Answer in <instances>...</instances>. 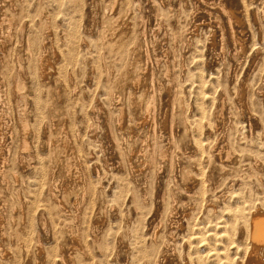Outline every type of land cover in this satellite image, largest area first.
<instances>
[{"label":"rangeland","instance_id":"obj_1","mask_svg":"<svg viewBox=\"0 0 264 264\" xmlns=\"http://www.w3.org/2000/svg\"><path fill=\"white\" fill-rule=\"evenodd\" d=\"M81 1L83 4L78 0H0V21L5 19L3 27H0V47L5 44L4 51L0 48V71L8 81L11 73L17 69V61L25 64L23 66L28 75V114L31 123L29 139L34 156V161L27 158L31 185L21 184L24 174L20 170L19 182L12 181L14 196L17 197L12 202H16L18 207L14 229L23 217L22 202H37L38 206L44 205L50 219L51 233L45 238V247L56 252L64 247L66 257L72 254L74 258L81 257L89 264L93 263V254L94 264H113L115 261L114 264H126V253L118 250L120 238L127 236V230L136 222L139 211L142 210L144 220L151 223L156 221L157 212L162 209L160 202H174L178 183L185 176L183 171L189 169L196 172V167L191 162L197 157L195 141L209 139L221 142L233 127V136L249 140L264 138V106L259 96L264 83V77L260 73L264 67V51L258 55L253 50L257 32L253 24V12L257 9L258 14L261 13L264 0H255L254 4L245 5L236 0H118V10H125L120 15L117 11V17L111 10L115 0ZM26 2L31 5L27 6ZM220 2H226L242 21L231 24L225 13L218 8ZM252 5H255L254 11ZM112 17L119 19V23H114ZM10 20L13 21L12 29L9 27ZM23 26L25 38L21 40L19 34ZM69 26H77L81 32H86L88 35H84H87L88 41L82 45L83 51L76 56L74 68L72 65L61 69L65 63V55L72 50L69 46L71 32L67 31L70 30ZM48 27L53 30V37L46 34ZM231 27L245 34L242 35L245 53H239L240 50L233 47ZM119 37L128 40L127 49H121V45L115 43ZM45 39L48 41L49 74L44 81H40L39 74L35 73L40 70L38 65L43 53L41 46ZM54 50L58 51V56L54 55ZM96 73L103 75L101 89L96 83ZM138 74L145 75L146 87L138 90L139 92L134 89ZM38 82H41L40 85ZM244 84H247L248 91H243ZM240 92H245L249 100L248 108L253 116L248 109L238 107L235 102V97ZM151 103L154 106L153 114L146 120L147 108ZM120 110L124 111V117H121ZM165 119L167 127L163 126ZM14 121L15 148L19 152L20 132L16 119ZM90 125L98 130L94 141L91 139ZM181 139L187 142V150L184 151L187 157L173 161L162 160L159 149H170V153L176 156L178 147L182 145L179 142ZM129 164L137 168L138 172L134 176L127 172ZM41 165L49 171L45 175V181L50 183L54 177L58 179L61 185L58 195L64 201L67 213H62L50 200L46 191L50 184L43 187L42 180L39 179L41 174L37 172ZM161 165L165 168L162 169ZM67 166L87 173V182L93 190L90 189L85 201V180L70 181L65 170ZM51 169L56 171L54 176L50 173ZM230 175L235 173L231 172ZM118 182L124 184L122 198L119 197L122 191H118ZM128 183H131L130 187H127ZM5 189L6 187L4 191ZM127 195L131 200L126 198ZM125 200H128L127 206L123 208L122 202ZM133 202L137 210L130 208ZM78 203L83 207L84 214L88 213V218L82 217L80 223L82 245L86 247L88 255L74 244L70 234V230L78 223L74 218ZM123 209L124 212L126 210L125 216H129L126 218L128 225L122 222V215L118 214L123 213ZM27 212L28 205L24 207V213ZM93 212L94 217L99 221L103 220L101 232L106 233L101 235L106 237L110 233L109 235L113 234L110 236L111 240L115 239L108 245L112 248H107L106 251H97L99 247L89 234L88 227ZM1 235L2 233L0 239ZM9 241L8 239L3 243L1 240V245L7 249L13 248L15 244ZM36 241L35 238L31 246L25 250L20 249L24 254L22 264H38ZM48 252L47 250L46 254ZM1 253L2 251L0 261ZM98 254L103 255L102 258ZM115 255L116 260L113 258ZM77 257L75 259L81 260ZM77 262L79 261L75 264Z\"/></svg>","mask_w":264,"mask_h":264},{"label":"bare ground","instance_id":"obj_2","mask_svg":"<svg viewBox=\"0 0 264 264\" xmlns=\"http://www.w3.org/2000/svg\"><path fill=\"white\" fill-rule=\"evenodd\" d=\"M79 1L82 2L83 4V1L78 0V2ZM236 1H238L239 3L241 2V4L243 5L248 4V3L249 4L255 3V0H236ZM26 3H27V6L30 4L28 2ZM258 3H260V1ZM253 6L255 5H252V10H253ZM118 8H119V1L115 0L111 10H112V13L116 15V17H117V14H116L117 11H118V15H120L125 10L124 8H121L120 10H118ZM218 8L221 9V11L225 13V15L229 18V21L231 24H235L234 22L237 23V22L242 21V20L241 21L239 20L235 11H233V9L229 7L226 2H220L218 5ZM261 10L262 11L260 14H258L257 9H255V12H253V14L255 13L253 24L257 28V30L255 29L257 31L255 33L256 43L254 45L255 49L253 50L258 52L259 53L258 55H260L262 50L264 51V8ZM116 17L114 18L112 17L113 19L112 18L111 19L112 21H114V23H119L118 22L119 19L117 20ZM9 22H10L9 27L10 29H12L13 21L10 20ZM4 23H5V19L3 18L0 21V27H3ZM73 24L77 25L76 23H73ZM93 25H94V20H92V26ZM130 26H133V25L130 24ZM231 28H232L231 29L232 30L231 42H232L233 47L237 50H240L239 53L241 51L244 52L246 46H245V41L243 39V36L245 34L243 35L242 34L243 32L239 33L238 30L235 29L234 27H231ZM68 29L70 30H67V31L69 33L71 32V39L69 40V46L72 47V50L70 51V53L65 55V63L61 66V69H67L68 66L73 65V62L76 60V56L83 51V49L81 51V48H84L82 47V45H84V43H87L88 41L86 37L88 34L86 32L85 33L81 32V30H79L77 26H71V27L69 26ZM123 29L121 31H123ZM133 31H131V34H133ZM46 34H48V36L53 37L54 34H53V30L51 29V27H48ZM84 34H87V35L85 36ZM19 35L21 37V40L25 38L24 37L25 26L21 28ZM124 38L119 37L115 41V43H118L121 45V49H127L129 46L128 40H124ZM133 40L131 39V41ZM48 41L45 39L44 43L42 44L43 46H41L40 44V46L43 47V53H42V56L40 57V64L38 65L40 66V70L38 71V73H35V74H39L38 76L40 77V81H44L49 74V70L47 68L48 64L50 63L49 59L47 58V52H48L47 42ZM1 44H3V42H1ZM91 45L92 47H94L93 43ZM1 47H2L1 50L4 51L5 44ZM57 48H58V45H57ZM35 50H36V47H35ZM117 50H114V51H117ZM125 52L127 53V51ZM54 55L58 56L57 50L56 51L54 50ZM148 55H147V58H148ZM0 60H2L1 57H0ZM37 60H39V58ZM17 62H18V65L16 64L17 69L11 73L9 77L10 80L7 81L5 78H3L2 76L3 74H1V71H0V233H2L1 239H0V248L1 249L4 248L3 250H0V252L2 251L1 253L2 260L0 261V264H22V258L24 254L22 253L20 249L25 250L27 247L31 246L35 238L37 239L36 245H38L37 255H36L37 256L36 261L38 264H75L76 261H79L77 262L78 264L80 263L89 264V262L82 260L81 257L78 258L76 256L78 259H81V260L75 259L76 257L74 258L72 254L66 257L67 253L64 247L60 249L61 250L60 252L52 251L51 249L45 247V244H46L45 238L48 237V235L51 233V227H50V219L47 214V209L44 207V205L38 206L37 202H22L23 217L18 222L17 228L14 229V224H15V219H16L15 215L18 211V207L16 206V202H12L15 197L14 190H13V182H16V183L19 182V170H20L24 174L22 183L21 182L20 183L25 186L31 185L29 181L30 173L28 172V162L29 161L27 160V158L31 160L33 159L34 161V156L32 154L33 152L32 144L29 139L31 123H30V116L28 114L29 113L28 112L29 97L27 93V90L29 88L28 87V75L25 71L26 67L23 66L24 63L22 64L20 60H18ZM125 65L127 64L125 63ZM73 68H74V65H73ZM170 69L171 68H169V70ZM100 73L94 74L97 76L96 83L99 87L102 84L101 81H102V76H103V75H100ZM260 73L264 77V67L261 69ZM144 77L145 75L140 74L137 80L134 82L135 91L142 90V89L144 90L146 88L144 85ZM105 79H107L106 76H105ZM101 88L102 87H100V89ZM246 89L248 91V86L247 84H244L243 91H245ZM77 90L78 88L75 91ZM107 96H109V94ZM259 96L264 106V83L262 84V89L259 93ZM235 102L237 103L238 107L246 108L249 110L248 108L249 100L247 99L245 92H243V94H241V92L238 93L235 97ZM132 104H134V101L132 102ZM153 110H154V106H153V103H151L147 108L146 120H149L151 118L153 114ZM249 113L251 116L254 115L250 110H249ZM120 115L121 117H124L125 113L123 110H120ZM14 118L16 119L17 125L19 127L18 132H20V141H19V147H18V150L20 153L15 148L16 143H15V135L13 132V125L15 124ZM154 122H155V119H154ZM54 123L55 121H53V124ZM260 123L263 124L262 122ZM167 124H168L167 119H165L163 122V126L167 127ZM97 131L96 129H94V126L90 125L91 139L93 141L96 137ZM234 132H235V128L233 127L232 131H230L229 134H226L223 137V140L221 142H218L216 140L210 141L209 139H206L205 141L199 140V141L194 142V145H195L194 150L196 151L197 157L191 160V162H193L194 167H196V172L195 171L191 172L189 169L187 170L185 169V171H183L185 176L183 177V180L178 183V188H177L178 190H177V194L174 196V202L173 201L167 202V203L160 202V206L162 209L159 212H157L156 221H153L151 223L150 221L144 220V214H143L144 212L142 210L139 211L136 214L137 215L136 222L130 225L131 226V227L129 226L130 229L127 230V236L120 238L118 250L119 252L124 251L126 253V254L124 253L125 256L127 255L126 257L127 260L125 262L126 264L129 261L130 262L128 264H264V138H252L250 140L243 139L244 137L240 138L237 136H233ZM183 141H184L183 139L179 140V142L182 143V145L178 147L179 150L176 156L170 153V149H159L158 148L160 150V157L162 158V160L170 159L173 161V159H176V158H184L186 156L184 151L187 150V142H183ZM37 166L39 167V165ZM190 166H192V164ZM162 167H163L162 169L165 168V166H162ZM44 168H46L45 164H44ZM44 168H43V165H41L40 168L37 169V172L43 176V178H40L41 175L39 177V179L42 180L41 183H43V187L45 185L48 186L50 184L46 190L47 194L50 197V200L52 201L53 204L56 205L57 209H59L62 213H67L66 205L64 201H62L58 195V193L60 192L59 190H61V185L59 184L58 179H56L55 177L54 178L52 177L53 180L50 183L45 181V177H46L45 175L49 171ZM87 168H88V165H87ZM65 170H66V174L70 181L85 180L84 181L85 186L83 185L84 187H86V190L84 189L85 191L84 201H85L86 196H88L90 189H92L91 186L87 182V173L77 168H71V166L69 167L67 166ZM127 172L129 173L130 176H134L138 171H137V168L129 164L127 168ZM231 172H234L235 175H230ZM50 173H52V176H54L56 171H54V169H51ZM130 184L131 183H128L127 187ZM123 185L124 184H121L120 182H118V191L123 190ZM4 187H6L5 191H4ZM39 190H42V189H39ZM22 192L24 191L22 190ZM98 194L100 195V193ZM20 195L21 194H19V196ZM119 197L120 198L124 197L123 191L122 193L120 192ZM16 198L17 197H15V199ZM126 198L128 200H131L128 195L126 196ZM128 200H125V202H122L123 208L127 206ZM222 201H225V202H222ZM27 205H28V212L24 213V207ZM40 207L41 209L39 210ZM76 207H77L76 212H75L76 217L74 216V218H76L78 223L75 228L70 230L71 231L70 234H71L74 244L80 247V249L85 253V255H88L87 252L85 251L86 247L84 248L82 245L83 233H82L81 224H80L82 217H84L85 219L88 218V213L86 212L84 214L83 207H80L79 203L78 205H76ZM130 208L137 210L135 202H133ZM113 210H115V208ZM41 211L43 213H41ZM125 212L123 209V213L118 212V214L122 215L121 216L123 218L122 222L127 223L128 225V221L126 220V218L129 216H125ZM92 214L93 216L90 217L91 219H90L89 227L86 225L88 227L89 234L92 237V241H95V243L99 247L98 250L97 248L95 249L97 251H100L101 249H104L106 251L107 248H112V247H108V245L111 244L110 241H113L115 239L111 240L110 236L113 234L109 235L110 233L106 234V237L101 235L102 233L101 226H102L103 220L99 221V219L94 217V212ZM57 219L59 220V218ZM104 233L106 232L104 231ZM107 235L109 236L107 237ZM8 239L12 243L15 244V246L11 249H7L5 248L4 245H1V240L3 243H5ZM116 240H117V237H116ZM51 242L53 243V241ZM91 244H92L91 246H93V243ZM47 250L49 251L48 254H46ZM28 251L30 250L28 249ZM107 251H110V249ZM111 251L113 252V250ZM33 253H35L34 250H33ZM88 253L89 255L91 254L90 252ZM76 254L78 255V253ZM99 255L100 254H98V256ZM103 255H100L101 258ZM116 255L113 256L114 259ZM94 258L95 257L93 254V258H91V260L93 261L92 264H94V260H95ZM103 261H104V258H103ZM98 262H101V260Z\"/></svg>","mask_w":264,"mask_h":264}]
</instances>
